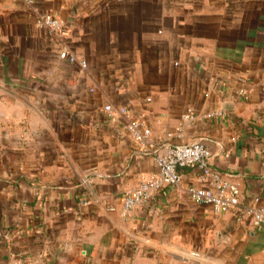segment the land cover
Wrapping results in <instances>:
<instances>
[{
  "label": "crops",
  "instance_id": "1",
  "mask_svg": "<svg viewBox=\"0 0 264 264\" xmlns=\"http://www.w3.org/2000/svg\"><path fill=\"white\" fill-rule=\"evenodd\" d=\"M37 12L60 32L37 28ZM263 70L264 0H0V264H264V228L240 206L189 198L197 169L118 209L156 170L152 151L195 141L242 202L264 204ZM121 106L151 128L145 151Z\"/></svg>",
  "mask_w": 264,
  "mask_h": 264
},
{
  "label": "built area",
  "instance_id": "2",
  "mask_svg": "<svg viewBox=\"0 0 264 264\" xmlns=\"http://www.w3.org/2000/svg\"><path fill=\"white\" fill-rule=\"evenodd\" d=\"M26 4H33L34 0H24ZM35 24L37 28L50 34H57L63 27V21L56 14L50 12H37ZM60 59H68L76 62L75 55L62 49L58 54ZM81 67L86 66L85 60H80ZM264 75V70L262 72ZM243 81V79H241ZM237 93L244 95L245 87L241 86ZM105 110L112 112L111 105H106ZM116 112L122 117L127 135L141 151L148 149L151 144V128L134 112L121 106ZM223 109H214L201 113L203 118H219L224 115ZM199 114L188 110L182 116V121L176 131L187 124L193 122ZM210 150L201 141H195L180 145H165L162 149L152 151V158L156 170L142 178L133 188L124 192L119 211L123 215H132L135 210L147 204L152 196L163 187L179 184L182 174L179 168L197 169L199 185H189L187 194L189 198L198 204L209 205L214 212H222L240 206L243 215L250 220L251 225L257 229L264 228V204L258 196H252L245 202L241 200L240 184L233 178L224 177L218 170L210 165ZM83 205L89 203L88 199H83ZM103 205L108 210H115L116 206L108 200H103ZM148 238L144 243L148 244Z\"/></svg>",
  "mask_w": 264,
  "mask_h": 264
},
{
  "label": "rangeland",
  "instance_id": "3",
  "mask_svg": "<svg viewBox=\"0 0 264 264\" xmlns=\"http://www.w3.org/2000/svg\"><path fill=\"white\" fill-rule=\"evenodd\" d=\"M78 264H81V263H78ZM83 264V263H82Z\"/></svg>",
  "mask_w": 264,
  "mask_h": 264
}]
</instances>
